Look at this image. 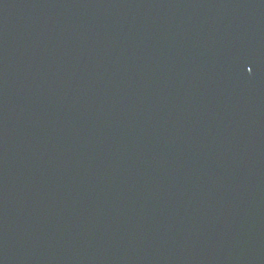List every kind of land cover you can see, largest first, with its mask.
Segmentation results:
<instances>
[{
  "label": "water",
  "instance_id": "1",
  "mask_svg": "<svg viewBox=\"0 0 264 264\" xmlns=\"http://www.w3.org/2000/svg\"><path fill=\"white\" fill-rule=\"evenodd\" d=\"M0 264H264V0H0Z\"/></svg>",
  "mask_w": 264,
  "mask_h": 264
}]
</instances>
